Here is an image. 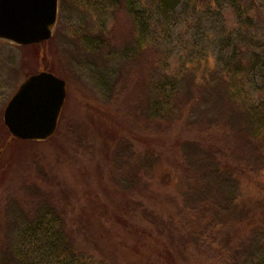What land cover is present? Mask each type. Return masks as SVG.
<instances>
[{"label": "rangeland", "instance_id": "1", "mask_svg": "<svg viewBox=\"0 0 264 264\" xmlns=\"http://www.w3.org/2000/svg\"><path fill=\"white\" fill-rule=\"evenodd\" d=\"M62 1L58 16L64 18L55 38L35 47L0 43V263H11L5 260L11 245L32 259L43 236L44 229L19 243L9 237L8 215L11 220L14 214L29 216L48 208L54 212L47 215L48 222L53 219L58 225L62 220L78 251L111 264H225L221 253L200 254L187 245L186 229L176 219L190 201L194 183L178 145L199 136L196 129L170 127L147 114L155 87L148 74L162 65L171 78L183 74L196 58L219 67L236 52L248 53L257 61L246 77L245 105H264V0H181L164 28L150 16L153 8L139 0L135 10L149 19L140 28L147 63L129 68L120 61L115 77L119 86L113 91L105 88L115 84L112 63L96 72L81 70L70 64L68 51L78 58V36L86 31L107 33L117 52L130 42L133 49L135 27L126 1L68 0L71 14L68 7L64 13ZM40 71L65 81V104L50 139L19 141L2 126L3 110L18 86ZM221 129L225 135L219 136L217 148L229 155L231 164L243 167L244 173L264 168V130L260 139H253L248 133L230 136ZM133 155L139 160L126 164ZM148 156L156 164L147 172L142 163ZM245 193L250 198L246 218L227 231L241 255L251 231L264 221V195L258 189ZM259 241L264 262V236Z\"/></svg>", "mask_w": 264, "mask_h": 264}, {"label": "trees", "instance_id": "2", "mask_svg": "<svg viewBox=\"0 0 264 264\" xmlns=\"http://www.w3.org/2000/svg\"><path fill=\"white\" fill-rule=\"evenodd\" d=\"M125 1L135 27L136 41L133 49V43L130 42L122 52H117L111 49L107 33L86 31L78 36L81 47L78 58L73 50L68 51L70 64L80 65L81 70L87 67L96 72L98 69H107L109 63H112L114 67L111 68L110 74L115 78L119 75L116 66L120 61H124L129 68L134 63L146 62L140 28L143 24L145 27L149 19L143 20L142 14H139L141 12L135 10L139 0H117V3L121 5ZM180 2L181 0H142L140 4L153 8L150 16L158 28H164ZM68 5V0L62 1L64 13ZM73 11L70 10V14ZM62 18L58 16L54 38L59 34ZM68 43L72 44L71 40H67ZM109 55H112L111 59ZM256 61L255 57H248V53L238 56L236 52L227 57L219 67L208 59L196 58L185 67L183 74L178 76H165L162 65L158 69L151 68L148 74L155 87L151 88L149 93L147 114L168 122L170 127L181 124L184 129H196L199 136L195 141L183 139L178 145L179 158L184 160L194 183L190 186V201L181 207L176 219L181 221L180 227L186 229L187 245L200 254L219 252L223 257L221 262L225 264H264L258 251L259 239L264 236V221H261L259 228L251 231L250 241L242 247H245L242 255L238 254V246L227 232L232 225L246 218L247 202L250 198L245 192H256L258 189L260 194L264 195V168L258 167L253 169L254 171L244 173L243 167L231 164L227 160L229 155L223 149L217 148L219 136L225 135L221 126L230 136L248 133L253 139H260L263 134L264 105L247 108L243 91L246 77L253 70ZM117 82L115 78V84L105 88L113 91L119 86ZM101 84L106 85L105 81ZM131 159L139 160V157L129 156L125 160L126 164H129ZM155 164L156 159L148 156L142 163L143 170L148 172ZM263 206L264 204L261 208L264 209ZM48 210L38 208L34 216L14 214L11 220V215H8L12 224L9 237H14L19 243L34 239L42 229L45 231L42 230L43 236L38 239L40 251L38 250V254L32 252V259L19 251L16 245H11L5 260L9 259L10 264H111L106 258L100 260L85 251H78L73 234L66 229L62 220L60 222V217H57L60 222L58 225L53 219L48 222L47 215L54 213H49ZM51 222L55 224L52 228Z\"/></svg>", "mask_w": 264, "mask_h": 264}, {"label": "water", "instance_id": "3", "mask_svg": "<svg viewBox=\"0 0 264 264\" xmlns=\"http://www.w3.org/2000/svg\"><path fill=\"white\" fill-rule=\"evenodd\" d=\"M59 0H0V42L41 44L53 37ZM66 84L48 71L28 76L3 110V124L14 139L44 142L56 132L66 100Z\"/></svg>", "mask_w": 264, "mask_h": 264}]
</instances>
